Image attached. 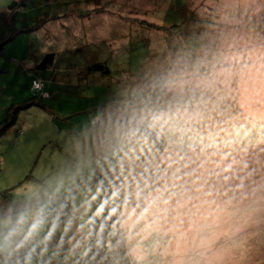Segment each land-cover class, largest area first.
<instances>
[{"label": "rangeland", "instance_id": "obj_1", "mask_svg": "<svg viewBox=\"0 0 264 264\" xmlns=\"http://www.w3.org/2000/svg\"><path fill=\"white\" fill-rule=\"evenodd\" d=\"M12 1L0 121L33 76L49 96L0 136V191H72L80 243L99 194L82 180L104 155L130 198L116 213L130 264H264V0Z\"/></svg>", "mask_w": 264, "mask_h": 264}, {"label": "trees", "instance_id": "obj_2", "mask_svg": "<svg viewBox=\"0 0 264 264\" xmlns=\"http://www.w3.org/2000/svg\"><path fill=\"white\" fill-rule=\"evenodd\" d=\"M16 3L13 0L10 7L17 6ZM3 17L5 18L4 15ZM53 61L54 54L47 53L42 57L38 66L49 68ZM89 68L108 71L100 63H94ZM34 80L42 82V90L46 95L39 94L33 88ZM44 85H46L44 80L39 76L31 78L32 98L23 106H13L9 109L7 115L0 121V136L15 124L20 109L35 104L36 99L49 96ZM92 120L97 122V116H94ZM137 127L156 148L161 146L162 140L152 127L147 125H137ZM106 158L102 160L103 162L101 161L102 163L100 162L97 169L90 173L87 180H82L85 184L98 187L99 194L91 202L90 210L86 214L85 237L80 243L71 242L73 237L72 210L70 207L72 191L53 193L43 188L36 196L30 197L16 196L12 188L0 191V234L6 231L4 228L6 220L14 218L21 211L34 207L38 202L48 201V193L53 197V200L50 201L51 207L57 210L52 213L48 226L38 236L33 237L16 251L0 252V264H24L27 262L35 264H130V255L126 249L121 230L117 227L116 215L123 205L129 203L130 198L117 188L116 177L112 176L113 171L105 166V162L108 161ZM103 166L104 169L100 168ZM57 214L59 215L58 227L53 235L45 240L44 237L51 227V220ZM29 252H31L30 256L28 255Z\"/></svg>", "mask_w": 264, "mask_h": 264}, {"label": "clouds", "instance_id": "obj_3", "mask_svg": "<svg viewBox=\"0 0 264 264\" xmlns=\"http://www.w3.org/2000/svg\"><path fill=\"white\" fill-rule=\"evenodd\" d=\"M129 134H134V130ZM50 201L51 198L45 202H38L34 207L21 211L14 218L4 222L6 231L0 234V252L7 250L16 251L45 230L52 213L57 211L51 207ZM58 222L59 215L57 214L51 220V227L44 237L45 240H48L53 235V232L58 227ZM28 255L30 256L31 252Z\"/></svg>", "mask_w": 264, "mask_h": 264}, {"label": "built area", "instance_id": "obj_4", "mask_svg": "<svg viewBox=\"0 0 264 264\" xmlns=\"http://www.w3.org/2000/svg\"><path fill=\"white\" fill-rule=\"evenodd\" d=\"M32 86L35 90H37V92L41 95H46V93L42 90L43 84L40 80H34L32 83ZM96 119V118H95ZM105 157L104 156H100L97 160L96 163H100ZM48 198H51V200H53V197L51 196V194H48Z\"/></svg>", "mask_w": 264, "mask_h": 264}, {"label": "crops", "instance_id": "obj_5", "mask_svg": "<svg viewBox=\"0 0 264 264\" xmlns=\"http://www.w3.org/2000/svg\"><path fill=\"white\" fill-rule=\"evenodd\" d=\"M44 88H46V85H44ZM46 90V89H45ZM47 92H49L48 90H46Z\"/></svg>", "mask_w": 264, "mask_h": 264}, {"label": "water", "instance_id": "obj_6", "mask_svg": "<svg viewBox=\"0 0 264 264\" xmlns=\"http://www.w3.org/2000/svg\"><path fill=\"white\" fill-rule=\"evenodd\" d=\"M0 47H1V45H0Z\"/></svg>", "mask_w": 264, "mask_h": 264}]
</instances>
